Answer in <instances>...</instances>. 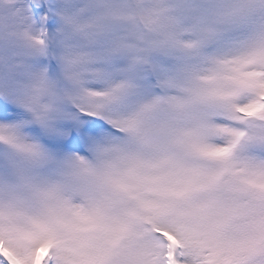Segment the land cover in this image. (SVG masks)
<instances>
[{"label":"snow or ice","instance_id":"6c2138e0","mask_svg":"<svg viewBox=\"0 0 264 264\" xmlns=\"http://www.w3.org/2000/svg\"><path fill=\"white\" fill-rule=\"evenodd\" d=\"M3 5L0 264H264V27L207 51L264 0ZM140 68L154 83L125 75ZM218 94L214 120L198 106ZM63 98L88 102L86 124ZM102 120L123 135L93 139Z\"/></svg>","mask_w":264,"mask_h":264},{"label":"clouds","instance_id":"9594fccd","mask_svg":"<svg viewBox=\"0 0 264 264\" xmlns=\"http://www.w3.org/2000/svg\"><path fill=\"white\" fill-rule=\"evenodd\" d=\"M7 7L6 5L0 6V15H6L7 14ZM261 27H264V16L261 15H255L250 18L247 24L237 27V28H225V30L222 32V34L219 36L218 41L214 43L213 45L209 46L207 51H212L217 47L222 48H229V47H235L237 44L247 39L251 34L259 30ZM125 66L124 61L117 60L114 62V67L122 68ZM127 78L133 80L134 82L138 84H144L147 82L154 83V79L149 80V72L146 69L140 68L135 70H130L125 73ZM20 87V91L23 92V78H18ZM88 88H95V89H103L106 87V85L102 82H92L87 85H85ZM69 87L65 81L59 79L57 90L60 92L61 96L63 95L62 89ZM226 101L222 97V95H217L215 97L210 98L207 102H205L202 105H199V110L202 112H205L209 115L211 119L219 120L223 113V107L225 105ZM59 108L64 113H69L74 115L79 120H84L85 124L88 122L85 120L84 113L87 111H90L88 107V102L86 100H80V99H69V98H63L59 101ZM23 111V109H20ZM107 114V113H106ZM96 119H99V117H94ZM103 124L106 125V127L101 128L99 132L93 137V139L97 141L103 142L106 139L114 138V137H120L123 134L119 133L116 129L112 127L111 124L108 123L107 120L101 121ZM58 123L62 124H72V120H62L58 121ZM31 127H36L39 129V125H31ZM30 136H34L35 134L29 133ZM37 142L43 145L45 148H50V137L43 132V130H40V135L36 137ZM70 139L69 137H66L65 140ZM82 151L79 153H75V155L84 156L86 159L91 160L92 153L89 151V144H82L81 145ZM7 146L4 144H0V175H3L8 171V159H7ZM69 150H64L59 153H55L56 159L58 161H63L64 158L67 155H71Z\"/></svg>","mask_w":264,"mask_h":264},{"label":"rangeland","instance_id":"374dc122","mask_svg":"<svg viewBox=\"0 0 264 264\" xmlns=\"http://www.w3.org/2000/svg\"><path fill=\"white\" fill-rule=\"evenodd\" d=\"M102 123V122H101Z\"/></svg>","mask_w":264,"mask_h":264}]
</instances>
